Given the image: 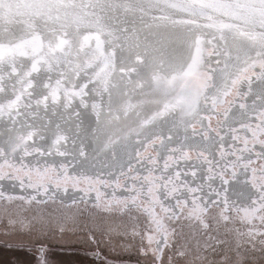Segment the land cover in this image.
<instances>
[{
	"label": "snow or ice",
	"instance_id": "1",
	"mask_svg": "<svg viewBox=\"0 0 264 264\" xmlns=\"http://www.w3.org/2000/svg\"><path fill=\"white\" fill-rule=\"evenodd\" d=\"M22 4L0 18L10 225L29 229L45 218L33 205H58L96 245L97 232L126 231L165 264L177 212L227 211L234 184L264 210V0Z\"/></svg>",
	"mask_w": 264,
	"mask_h": 264
},
{
	"label": "rangeland",
	"instance_id": "2",
	"mask_svg": "<svg viewBox=\"0 0 264 264\" xmlns=\"http://www.w3.org/2000/svg\"><path fill=\"white\" fill-rule=\"evenodd\" d=\"M3 208L4 205H0V222L5 224L8 218ZM16 211L19 209L9 208V212ZM39 213L45 218L40 220L37 216V221H33L32 224L40 226L46 234L59 230L85 233L83 225L69 221L68 214L60 207L48 206L46 211L41 210ZM28 215H33L31 210L28 211ZM125 222H128L127 219ZM5 234L0 233V264H39L35 259L39 251L38 243L48 246V264H104L105 260L107 264H151L150 258L130 247L138 245L139 241L126 231L97 232V237H113L118 241L114 244H104L102 239H99L96 247L90 243L87 235L80 233L77 236L64 235L59 239L47 236L40 239L32 235L29 238H16ZM172 242L174 248L169 252L170 255L165 256V264H264V257H256L254 251L244 245L239 246L232 240L224 242L225 250L220 255L200 252L208 246L201 239L178 238Z\"/></svg>",
	"mask_w": 264,
	"mask_h": 264
},
{
	"label": "flooded vegetation",
	"instance_id": "3",
	"mask_svg": "<svg viewBox=\"0 0 264 264\" xmlns=\"http://www.w3.org/2000/svg\"><path fill=\"white\" fill-rule=\"evenodd\" d=\"M148 78L151 79L150 76ZM61 102L62 98L55 104L49 101V108L52 111H56L60 109ZM43 103L44 101L41 100V104ZM241 190L246 192L248 196H251V190L249 188H242V185L234 184L233 191L232 193L230 192L229 195L235 206L229 208L227 211H222V206H213L207 213H203L199 216L189 215L187 210L184 212H177L179 219H173L168 222L170 230L174 232V238L169 239L170 246L165 250V256L170 255L169 252L173 250V240L178 238H189L201 239L208 244L207 247L200 250L202 253L220 255L225 250L224 242L232 240L237 242L239 246L244 245L246 248L254 251L255 254H257L256 257H264V210L254 211L250 206V201L239 200L236 195ZM0 205L3 204L0 203ZM49 206L59 207L58 205ZM11 207L19 209L24 206L12 205ZM29 210L32 211L33 215H37V213L41 211L36 205H33ZM0 233H6L16 238H29V236L32 235L40 239H44L46 236L48 238L59 239L64 235L77 236L79 233L85 235V233L78 231L63 230H59V232L50 231L46 234L44 230L40 229V226L36 224H31L29 229H24L21 228L19 224L10 225L9 222L5 224L4 222H0ZM89 236L90 235H87L88 240L95 247L100 242L99 239H102L101 241L104 244H114L115 241H118L113 237L108 238L101 236L96 237L98 240L96 245ZM135 239L139 241V244L134 246L131 245L130 247L134 250H138L139 254L145 255L144 248L147 247V242L145 241L142 245L139 237H135ZM187 251L192 252L191 250Z\"/></svg>",
	"mask_w": 264,
	"mask_h": 264
},
{
	"label": "water",
	"instance_id": "4",
	"mask_svg": "<svg viewBox=\"0 0 264 264\" xmlns=\"http://www.w3.org/2000/svg\"><path fill=\"white\" fill-rule=\"evenodd\" d=\"M23 11L22 0H0V18H16Z\"/></svg>",
	"mask_w": 264,
	"mask_h": 264
}]
</instances>
